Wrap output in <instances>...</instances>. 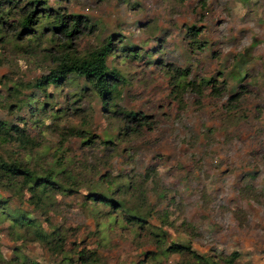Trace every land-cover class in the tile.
I'll return each mask as SVG.
<instances>
[{"label": "rangeland", "instance_id": "374dc122", "mask_svg": "<svg viewBox=\"0 0 264 264\" xmlns=\"http://www.w3.org/2000/svg\"><path fill=\"white\" fill-rule=\"evenodd\" d=\"M29 1L1 13L0 121L23 139L0 136V159L50 171L70 191L39 205L19 177L0 182L7 208L55 229L63 250L2 219L0 264H177L185 255L164 253L171 242L218 264L232 252L231 264H264V0H43L17 35ZM56 12L67 25L77 17L68 36L47 24ZM107 36L106 66L122 78L107 105L72 74L32 86Z\"/></svg>", "mask_w": 264, "mask_h": 264}, {"label": "trees", "instance_id": "16d2710c", "mask_svg": "<svg viewBox=\"0 0 264 264\" xmlns=\"http://www.w3.org/2000/svg\"><path fill=\"white\" fill-rule=\"evenodd\" d=\"M17 0H0V22L1 13H5L3 10L8 5H15ZM44 3L43 0H30L27 2L28 8L25 13L22 14L20 19L17 21L19 23L20 29L17 31V35L22 32L29 31L30 25H33L36 21L35 13L39 11V5ZM9 7V6H8ZM40 11L43 16L48 17V9L45 7H40ZM35 18V19H34ZM65 16L59 13H54L53 19L47 23L49 26L53 25L55 29L61 31L66 36L72 33L75 30L77 24V17L71 16V22L69 25L65 24ZM4 23V22H3ZM188 31H191V35H197V31L194 27H188ZM113 36H107L103 43L98 47L90 50L87 54L81 57H65L59 60L52 68H50L46 73L36 77L32 83V86L37 89H43L49 85H59L67 75L72 74L77 77H82L84 80L88 81L92 86V89L95 91V94L101 101L103 105H107L110 100H112L115 92V87L117 83L122 82V78L119 75L118 71L115 69H108L106 66V56L114 49V44L112 42ZM210 82L209 79L203 80L201 83L207 85ZM31 108V107H30ZM31 111H34L31 108ZM124 117L127 118L130 122H137L139 125H142V122L145 119V116L139 112H128L124 114ZM10 131L16 132L17 136L14 137V140H21L23 136L18 133L19 128L13 125H7L5 122L0 121V136L4 137L6 135H11ZM71 133L74 135H79L84 137V134L78 130L73 129ZM84 144L91 143V137L87 138L85 135ZM2 177L4 182H2ZM15 177L20 178V185H23L31 192L30 199L33 201H38L39 205L43 203L42 198L45 199L48 196V192L60 190V191H70V188H65L55 177V174L48 171L43 175H37L34 171L23 167L20 162L15 160L5 162L0 159V182L1 183H13L11 182ZM124 185H127L124 184ZM40 188V191H43V194L36 195L32 193L33 189ZM92 200L108 204L114 207H122L121 202H115L112 198L107 197L103 192L90 193ZM44 199V200H45ZM131 218L139 220V216L135 213L130 215ZM8 219L13 225H25L33 227L35 233L39 235L42 239L50 242L53 247H56L63 254L62 250V238L55 229L51 230L48 234L43 233L41 230L37 229V226H34L33 220L27 217L23 212H17L14 209L7 208V198L0 197V220ZM181 253L185 255V259L181 260L177 264H218L213 259L205 255L196 253L194 250L190 249L188 245L171 242L165 249L164 253ZM65 259L68 257L64 256ZM236 258V253L232 252L226 259L227 264H231L232 261Z\"/></svg>", "mask_w": 264, "mask_h": 264}]
</instances>
